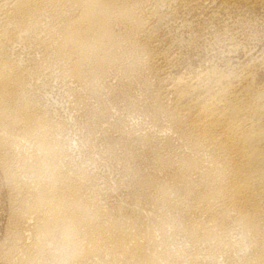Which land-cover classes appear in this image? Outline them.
<instances>
[{
  "label": "rangeland",
  "instance_id": "obj_1",
  "mask_svg": "<svg viewBox=\"0 0 264 264\" xmlns=\"http://www.w3.org/2000/svg\"><path fill=\"white\" fill-rule=\"evenodd\" d=\"M114 6L70 44L77 4L0 27V111L17 105L0 124V264H264V204L204 208L213 156L176 108V83L210 71L264 90V0Z\"/></svg>",
  "mask_w": 264,
  "mask_h": 264
},
{
  "label": "bare ground",
  "instance_id": "obj_2",
  "mask_svg": "<svg viewBox=\"0 0 264 264\" xmlns=\"http://www.w3.org/2000/svg\"><path fill=\"white\" fill-rule=\"evenodd\" d=\"M127 1L0 0V27L9 29L12 15L21 19L37 15L42 8L77 4L82 13L66 33V44H70L87 28H94L98 20L106 22L114 5ZM10 76L7 65L0 60V95L6 92L5 84ZM224 80L225 77L216 71L208 72L197 81L179 80L176 84L183 88L177 96L176 108L186 115L188 123L196 130L197 148H203L213 156L211 170H216L218 183L214 191L203 199L204 208L208 210L216 204L237 202L246 209H257L264 204V90L256 89L252 82L247 81L242 88L231 92L235 85L228 86ZM16 109L17 105L13 104L11 111H0L1 126L12 123L11 113ZM34 176L38 179L39 172ZM34 195L37 204L44 203L42 188L37 189ZM56 223L63 227L67 238L73 234L71 222L58 216ZM211 231L212 228L207 234Z\"/></svg>",
  "mask_w": 264,
  "mask_h": 264
}]
</instances>
